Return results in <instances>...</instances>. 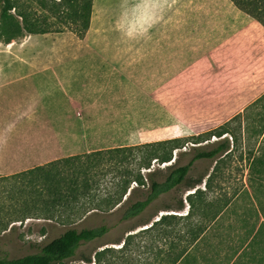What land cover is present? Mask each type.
Listing matches in <instances>:
<instances>
[{
    "label": "rangeland",
    "instance_id": "374dc122",
    "mask_svg": "<svg viewBox=\"0 0 264 264\" xmlns=\"http://www.w3.org/2000/svg\"><path fill=\"white\" fill-rule=\"evenodd\" d=\"M215 5L216 0H94L91 27L84 38L68 30L26 34L9 44L0 41V58L16 55L27 58L116 55V42L134 38L135 34L139 35L138 29H141L143 38L152 25L175 22L182 17H194L179 14L177 8ZM27 65L30 66L28 69H37L39 66L58 64L29 62ZM128 88H132V91L141 90V95H124L130 104L139 97L144 99L142 104L147 102V79H127L125 92ZM156 99L158 107L161 108L164 96L157 95ZM130 104L127 105L125 124L133 121ZM171 107L174 114L171 119H164L161 116L163 113L158 111V118L142 119L140 128L128 126L124 128V134L111 132L93 138L91 149L197 134L189 128L188 121L175 117L180 109V96H173ZM263 125L264 106L255 108L251 105L241 112L240 117L227 125L229 132L221 136L217 133L206 135L199 143L193 138L188 139L184 147L174 150L173 161L180 156L179 163H187L194 155V146L211 149L224 140H229L233 150L225 157L222 155L196 160L186 185L163 194L143 213L129 220L121 219L129 203L120 210L111 207L106 201V191L116 190L115 184L125 178L127 170L133 171L134 175L130 178H134L139 171L147 175L149 169L144 166L141 168L143 153L138 150L127 151L115 158L116 160L106 162L104 169L108 172L105 176L101 175V183L95 186L100 188L98 193L95 190L98 195L94 193L90 198L84 199L81 207L63 212L62 215L57 213L53 218H47L44 213H40L41 217L23 219V198L17 195L18 185L16 186L14 179L6 178L7 175H0V253L8 258L36 253L69 227L108 224L111 229L104 236L82 246L77 257L66 261V264H170L178 256L182 257L177 264H264V181L252 170L253 158L261 152L264 145ZM195 129L206 132L214 128ZM79 151V148L76 149V152ZM170 163L153 160L152 167L164 168ZM163 173L159 179L163 178ZM200 178L204 179L199 185H189ZM132 186H136L132 201L146 198L149 183L138 186L133 181ZM198 188L199 191L193 194ZM130 191L131 188L128 194ZM180 198L184 200L183 209L176 207V201ZM157 212L158 215H155ZM167 213L176 214V217L153 229L143 230L150 224L143 225L142 222L154 215L160 218ZM18 218L22 220L12 221ZM139 223L141 225L135 230L129 231L130 227ZM135 232L138 233L128 237ZM125 238H128V244L122 247L123 242L120 241ZM82 256L91 257L92 261L88 262Z\"/></svg>",
    "mask_w": 264,
    "mask_h": 264
},
{
    "label": "crops",
    "instance_id": "0c3cea01",
    "mask_svg": "<svg viewBox=\"0 0 264 264\" xmlns=\"http://www.w3.org/2000/svg\"><path fill=\"white\" fill-rule=\"evenodd\" d=\"M216 2L177 8L194 17L152 25L143 38L138 29L116 42V55L0 58L14 64L0 65V175L92 151L93 138L140 128L158 111L171 119L173 96H180L175 117L197 134L243 112L264 94V25L231 0ZM29 62L58 65L28 69ZM130 78L148 80L144 104L125 98L141 95L125 92ZM157 95L164 96L161 108ZM129 104L133 121L125 124Z\"/></svg>",
    "mask_w": 264,
    "mask_h": 264
},
{
    "label": "trees",
    "instance_id": "16d2710c",
    "mask_svg": "<svg viewBox=\"0 0 264 264\" xmlns=\"http://www.w3.org/2000/svg\"><path fill=\"white\" fill-rule=\"evenodd\" d=\"M231 1L239 9L264 25V0ZM93 7L94 0H0V41L9 44L26 34L63 32L67 30L74 32L80 38H84L91 27ZM251 105L255 108L264 106V94ZM240 116L241 113L225 124L199 134L96 149L55 159L5 177L14 179L16 186L18 185L17 195H21L19 198H23L22 208L24 211L21 215L23 219L41 217L43 213L45 217L53 218L57 213L62 215L63 212L73 210L80 204L82 205L85 198H90V196L94 195L95 190L98 193L100 188L95 186H99L101 183V175L105 176L108 172V170L104 169L106 162L117 159L118 156L120 157L122 153L127 151L138 150L143 153L141 168L144 166L149 169L147 175L139 171L134 178H130L134 175L133 171L127 170L124 175L125 178L115 184L116 190L106 191V201L112 205L111 207L120 210L129 203L121 219H133L143 213L153 201L159 199L163 194L186 185L196 160L216 158L222 155L225 157L233 150L229 140H224L211 149L194 146V155L189 162L179 163L180 156L173 161L175 149L184 147L185 142L190 138L195 139L196 143H199L206 135L217 133L221 136L229 132L227 125ZM262 128V133L264 134V125ZM121 160L123 161L124 158H121ZM153 160L160 163H171L164 168L153 169ZM115 165L117 166V164ZM252 170L258 173L262 181H264V145L261 152L253 158ZM161 173H163V178L159 179ZM203 179H197L189 185H199ZM133 181L138 186L149 183V192L146 198L132 201L136 190V186L131 187ZM130 188L131 191L128 194ZM199 189L193 194L198 192ZM97 193L95 195H98ZM17 195L15 196L17 197ZM125 196H127L126 199H124ZM176 207L183 209L184 200L182 198L177 199ZM96 208L99 209V207ZM155 215H158V212ZM155 215L142 222V224L149 225L156 217ZM175 217L176 214L173 213L162 214L158 220H155L152 225L143 230L153 229L155 226ZM15 220H22V218L13 219L12 221ZM139 225L141 224L130 227L129 231L135 230ZM110 229L108 224H101L95 227H69L61 235L43 245L39 252L14 258H8L0 253V264H66V261L77 257L82 246L104 236ZM136 233L138 232L130 233L128 237ZM120 242H123L122 247H125L128 244V238ZM181 257L178 256L176 259L171 260L170 264H177ZM82 259L88 262L92 261V258L87 256H82Z\"/></svg>",
    "mask_w": 264,
    "mask_h": 264
}]
</instances>
